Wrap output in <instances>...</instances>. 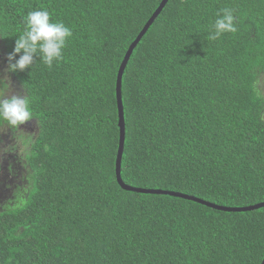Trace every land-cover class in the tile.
<instances>
[{
  "label": "trees",
  "instance_id": "1",
  "mask_svg": "<svg viewBox=\"0 0 264 264\" xmlns=\"http://www.w3.org/2000/svg\"><path fill=\"white\" fill-rule=\"evenodd\" d=\"M160 0H0L7 55L27 14L72 30L63 59L12 73L36 135L23 173L0 192V264H260L264 206L223 211L115 176V81L129 44ZM231 8L238 31L210 40ZM18 58V57H17ZM264 0H167L121 77L125 184L218 205L264 201ZM3 186V185H2ZM4 188V186H3Z\"/></svg>",
  "mask_w": 264,
  "mask_h": 264
},
{
  "label": "clouds",
  "instance_id": "2",
  "mask_svg": "<svg viewBox=\"0 0 264 264\" xmlns=\"http://www.w3.org/2000/svg\"><path fill=\"white\" fill-rule=\"evenodd\" d=\"M211 27L210 40H219L224 34L236 33L238 18L235 11L231 8L221 9ZM72 35V30L62 21L53 22L48 11H30L25 18L23 33L17 35L13 51L7 55L6 73L32 69L36 57L51 68L54 62L58 63L64 58L63 50ZM11 89L9 76H0V137L5 141H14L0 148V154L14 152L23 161L28 154V142L18 134L25 132L23 126L36 116L22 87L20 95L12 94ZM252 90L257 100L264 101V78L256 79Z\"/></svg>",
  "mask_w": 264,
  "mask_h": 264
},
{
  "label": "water",
  "instance_id": "3",
  "mask_svg": "<svg viewBox=\"0 0 264 264\" xmlns=\"http://www.w3.org/2000/svg\"><path fill=\"white\" fill-rule=\"evenodd\" d=\"M167 0H160L159 4L157 7L154 9V11L150 14V16L147 18L145 23L143 24L142 28L139 30L135 38L132 40V42L129 44L128 48L126 49L122 61L120 62V65L117 70V75H116V81H115V97H116V106H117V125L119 128V139H118V148L116 152V157H115V176L118 184L126 190L130 191H135V192H145V193H164V194H170L178 197H182L185 199H189L204 205H207L209 207L219 209V210H224V211H244V210H251L259 207L264 206V201H260L248 206H223V205H217L211 202H208L206 200H203L201 198H198L193 195L181 193V192H176V191H169V190H160V189H146V188H141V187H136V186H131L128 184H125L123 180L121 179L120 175V166H121V155H122V150H123V142H124V134H125V127H124V116H123V105H122V97H121V77L122 73L124 70V66L127 62V60L130 57V54L140 39V37L144 34V32L147 30L151 22L156 18V16L159 14L161 8L163 5L166 3ZM260 264H264V257L261 261Z\"/></svg>",
  "mask_w": 264,
  "mask_h": 264
},
{
  "label": "rangeland",
  "instance_id": "4",
  "mask_svg": "<svg viewBox=\"0 0 264 264\" xmlns=\"http://www.w3.org/2000/svg\"><path fill=\"white\" fill-rule=\"evenodd\" d=\"M6 69H7L6 54L4 51L3 44L0 41V76H4L5 74H7L12 81L11 93L20 95V93H22V90L20 89L19 82L15 79V77L12 73H6ZM22 129L25 132H21L18 135L20 137H23L24 140H26L28 142V150H29V144L33 140L34 136L36 135L37 128L34 125V122L31 121L28 123V125H24ZM12 135H13V133H12ZM12 143H14V141H5L0 137V148H3L6 145H9ZM11 166H14L16 168L18 166L21 167L23 173L27 170L24 167V166H26L24 164V160L23 161L20 160V158L16 155V153L6 152V153L0 154V192H2V195H4V196L10 192V189H8V187L12 186L13 183L20 181V175L19 176H11L13 179L8 180L7 186L2 184L3 181L1 180V177L4 175L10 174L8 172L7 167H11ZM2 185L4 186V188Z\"/></svg>",
  "mask_w": 264,
  "mask_h": 264
}]
</instances>
